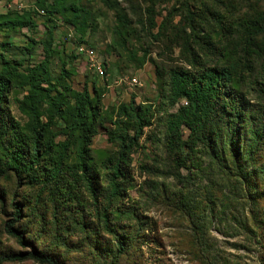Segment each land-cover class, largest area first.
<instances>
[{"label":"rangeland","instance_id":"1","mask_svg":"<svg viewBox=\"0 0 264 264\" xmlns=\"http://www.w3.org/2000/svg\"><path fill=\"white\" fill-rule=\"evenodd\" d=\"M263 14L264 0H0V78L9 89L0 135V257L24 251L5 232L19 208L16 228L61 264H264V223L254 227L241 206L210 213L199 203L191 217L182 210L188 190L175 175L197 196L206 186L215 198L235 181L197 147L179 152L168 140L169 117L184 106L170 96L169 73L188 69V61L220 67L244 101L264 106V34L248 31ZM80 48L94 52L86 57ZM76 106L81 127L73 126ZM40 128L41 159L21 172L7 158L30 152ZM179 133L185 141L187 130ZM120 138L132 143L130 166L108 216L126 252L112 261L116 241L100 213ZM254 186L264 192L260 181Z\"/></svg>","mask_w":264,"mask_h":264},{"label":"trees","instance_id":"2","mask_svg":"<svg viewBox=\"0 0 264 264\" xmlns=\"http://www.w3.org/2000/svg\"><path fill=\"white\" fill-rule=\"evenodd\" d=\"M248 31L251 33V38L264 34V14L252 19ZM186 64L188 69H172L168 77L170 96L184 100V106L178 108L176 114L169 117V143L179 152L197 147L219 173L234 178L235 182L228 190V195L219 192V196L215 198L214 194H209L207 187L204 186L202 195L197 196V189L190 190L189 182H181L183 179L175 175L188 190L182 210L191 217L199 203L208 206L210 213L217 208L224 209L227 205L241 206L247 211L252 225L258 228V224L264 223V192L257 194L258 188L254 183L260 181L264 186V163L257 164L258 161L264 160V106H254L244 101L242 94L234 92L230 84L233 82L228 80L220 67L204 68L191 61ZM198 68L200 69L197 70ZM8 90V82L0 78V135L4 121L3 97ZM82 112L81 106H76L74 127L78 124L82 126L79 123ZM181 128L188 132L185 141L179 133ZM87 139L90 142V138ZM42 140L43 128H40L32 140L30 152L15 150L7 159L21 172L32 171V167L41 159ZM120 140L122 141L120 150L111 167V176L108 178L110 194L105 208L100 213L104 231L112 235L116 241L117 253L111 257L112 261H116L117 257L125 255L126 252L125 245L109 226L108 216L110 202L120 193L117 180L124 177V169L130 166L132 143H126L123 138ZM82 169L85 176V168ZM30 180L34 181L35 178L30 177ZM87 189L90 196L96 200L93 186L89 181ZM254 195L258 198L256 199ZM19 214V208H14L13 219L5 223V232L14 238L24 251L0 257V264L26 260L39 264H61L55 257L45 255L29 244L23 232L15 226ZM250 233L253 235L252 231Z\"/></svg>","mask_w":264,"mask_h":264},{"label":"built area","instance_id":"3","mask_svg":"<svg viewBox=\"0 0 264 264\" xmlns=\"http://www.w3.org/2000/svg\"><path fill=\"white\" fill-rule=\"evenodd\" d=\"M80 52H83V54L88 57V52H94L91 49H85V48H80ZM91 61V66L94 68L95 72L99 75V63L97 60H90ZM129 85L134 86L136 84V79H131L130 82H128Z\"/></svg>","mask_w":264,"mask_h":264}]
</instances>
